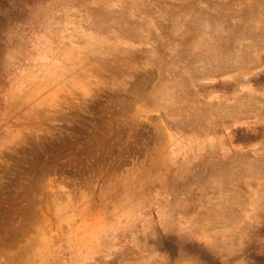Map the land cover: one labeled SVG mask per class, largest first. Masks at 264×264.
<instances>
[{"label":"rangeland","instance_id":"rangeland-1","mask_svg":"<svg viewBox=\"0 0 264 264\" xmlns=\"http://www.w3.org/2000/svg\"><path fill=\"white\" fill-rule=\"evenodd\" d=\"M0 264H264V0H0Z\"/></svg>","mask_w":264,"mask_h":264},{"label":"bare ground","instance_id":"bare-ground-1","mask_svg":"<svg viewBox=\"0 0 264 264\" xmlns=\"http://www.w3.org/2000/svg\"><path fill=\"white\" fill-rule=\"evenodd\" d=\"M218 50V49H217Z\"/></svg>","mask_w":264,"mask_h":264}]
</instances>
